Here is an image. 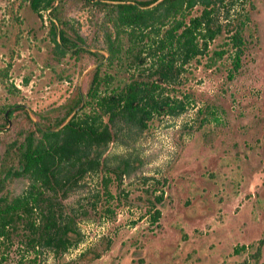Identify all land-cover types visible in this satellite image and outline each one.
Masks as SVG:
<instances>
[{
    "label": "rangeland",
    "instance_id": "rangeland-1",
    "mask_svg": "<svg viewBox=\"0 0 264 264\" xmlns=\"http://www.w3.org/2000/svg\"><path fill=\"white\" fill-rule=\"evenodd\" d=\"M200 8L195 4L191 14ZM62 13L84 35L81 46L104 52L95 7L67 0ZM214 18L221 29L206 53L220 48L240 21L239 67L232 72L227 52L214 63L202 54L184 64L180 77L159 90L160 97L181 99L182 107L153 113L141 127L117 124L101 155L107 170L88 172L64 199L74 211L79 242L55 256L11 234L0 239L3 264L264 262V241L256 253L264 237V0H233L220 5ZM48 27L45 9L0 0V106L24 108L0 124V141L31 126L26 114L36 121L42 113L60 115L58 106L75 90L85 98L95 57L59 54ZM95 39L98 45L88 43ZM112 168H121L122 175L114 176ZM25 185L18 178L8 189L19 193ZM107 205L113 213L103 211ZM83 208L86 214L80 215ZM153 208L160 211L155 221Z\"/></svg>",
    "mask_w": 264,
    "mask_h": 264
},
{
    "label": "trees",
    "instance_id": "trees-1",
    "mask_svg": "<svg viewBox=\"0 0 264 264\" xmlns=\"http://www.w3.org/2000/svg\"><path fill=\"white\" fill-rule=\"evenodd\" d=\"M24 1L33 10L47 11L49 37L59 54L70 51L77 58L87 52L98 61L91 71L83 103L67 120L66 116L80 104L77 90L58 106L63 109L60 115L42 113L34 121L26 114L31 126L0 141V239L15 234L26 247L48 248L57 256L81 239L74 211L67 209L63 201L88 172L107 170L101 155L117 124L141 127L153 113L172 114L182 107V101L160 97L163 85L180 77L184 64L202 54L212 63L226 52L231 54L230 67L235 71L244 40L239 21L220 48L212 49L210 55L206 53L208 42L221 29L215 11L220 5H231L233 0H76L100 13L96 24L104 52L79 45L87 41L62 13L67 0ZM195 4L201 8L191 14ZM88 43L98 45L96 39ZM16 109L24 110L20 104L0 106V124L7 123V117ZM111 170L114 176L123 173L121 168ZM18 178L25 180V188L19 193L10 191L9 183ZM107 180V176L102 177L104 184ZM104 193L110 195L107 189ZM103 211L113 213L108 205ZM79 212L86 214L84 208ZM159 212L158 208L152 209V221ZM263 241L264 237L258 240L256 253ZM83 254L84 250L77 256ZM4 259L0 255V264Z\"/></svg>",
    "mask_w": 264,
    "mask_h": 264
},
{
    "label": "water",
    "instance_id": "water-1",
    "mask_svg": "<svg viewBox=\"0 0 264 264\" xmlns=\"http://www.w3.org/2000/svg\"><path fill=\"white\" fill-rule=\"evenodd\" d=\"M80 45V44H79ZM98 61H96V63H97ZM95 63V64H96ZM80 96H81V101H80V104L78 105V106H76L67 116H66V118H65V120H67V118L70 116V114L72 113V112H74L82 103H83V99H84V96L80 93ZM34 121H36V120H34Z\"/></svg>",
    "mask_w": 264,
    "mask_h": 264
}]
</instances>
